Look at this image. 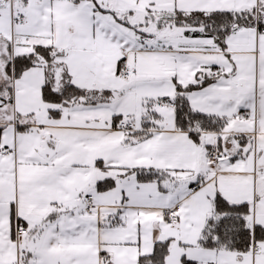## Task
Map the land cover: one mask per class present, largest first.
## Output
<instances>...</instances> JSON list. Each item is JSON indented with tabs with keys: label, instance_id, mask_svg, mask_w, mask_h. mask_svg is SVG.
I'll use <instances>...</instances> for the list:
<instances>
[{
	"label": "snow or ice",
	"instance_id": "1",
	"mask_svg": "<svg viewBox=\"0 0 264 264\" xmlns=\"http://www.w3.org/2000/svg\"><path fill=\"white\" fill-rule=\"evenodd\" d=\"M0 264H264V0H0Z\"/></svg>",
	"mask_w": 264,
	"mask_h": 264
}]
</instances>
